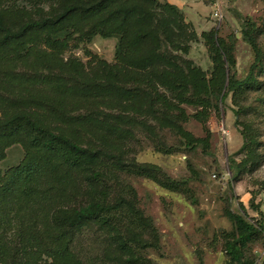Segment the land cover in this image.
<instances>
[{
  "label": "trees",
  "instance_id": "trees-1",
  "mask_svg": "<svg viewBox=\"0 0 264 264\" xmlns=\"http://www.w3.org/2000/svg\"><path fill=\"white\" fill-rule=\"evenodd\" d=\"M247 29L254 63L237 79L229 72L231 48L215 32L203 34L210 75L169 53L188 54L197 40L169 3L0 0V163L13 146L24 152L19 165L0 168V264H85L91 232L106 244L108 260L142 261L144 233L154 228L132 186L118 189V172L169 189L180 185L155 165L126 162L124 145L141 130L154 136L156 128L177 133L187 148L206 145L209 136L196 138L185 129V106L199 108L191 118L204 124L230 93L239 116L241 94L256 87L255 70L264 68ZM63 31L70 32L55 39ZM96 36L117 38L114 64L98 56L86 64L72 56L65 60L73 43L88 44ZM242 135V150L250 149L247 163L254 143L250 134ZM228 216L237 234L225 243L226 264H255L246 250L264 234V223Z\"/></svg>",
  "mask_w": 264,
  "mask_h": 264
},
{
  "label": "rangeland",
  "instance_id": "rangeland-1",
  "mask_svg": "<svg viewBox=\"0 0 264 264\" xmlns=\"http://www.w3.org/2000/svg\"><path fill=\"white\" fill-rule=\"evenodd\" d=\"M156 1L176 6L189 31L197 36L190 43L188 54L175 49H168L169 53L191 61L208 75L213 62L203 37L205 33L215 32L217 38L229 45L234 61L229 72L237 79L245 78L254 63V54L244 39L247 28L256 37L264 60V0ZM216 1L222 10L221 21L213 16ZM69 32H60L55 39H63ZM117 41L96 36L88 44L73 43L64 58L77 57L86 64L92 56H98L114 64ZM255 77L256 87L244 89L241 94L239 116L235 115L239 107L232 93L224 103H219L218 109L209 111L204 124L191 118L199 108L185 106L190 116L185 129L196 138L209 136L206 145L187 148L177 133L158 128L154 136L141 130L124 145L126 162L155 165L180 185L169 189L149 178L118 172V189L125 183L132 186L138 207L154 228L144 233L148 244L140 246L142 261L138 264H226L229 257L225 243L237 234L228 212L251 223H264V68L256 69ZM242 132L250 134L254 143L253 159L247 163L244 162L250 149L242 150ZM23 157L21 146L11 147L7 159L0 163L1 170L19 165ZM89 236L92 239L85 246L89 253L82 258L85 264H123L104 256L106 244L101 242V236L92 232ZM80 246L79 243L78 250ZM246 254L255 264H264V234L249 243Z\"/></svg>",
  "mask_w": 264,
  "mask_h": 264
},
{
  "label": "built area",
  "instance_id": "built-area-1",
  "mask_svg": "<svg viewBox=\"0 0 264 264\" xmlns=\"http://www.w3.org/2000/svg\"><path fill=\"white\" fill-rule=\"evenodd\" d=\"M182 1L186 2L189 0H182ZM213 16L216 20H219V21H221L223 19L222 10L219 6L218 1H216V3L214 4Z\"/></svg>",
  "mask_w": 264,
  "mask_h": 264
},
{
  "label": "crops",
  "instance_id": "crops-1",
  "mask_svg": "<svg viewBox=\"0 0 264 264\" xmlns=\"http://www.w3.org/2000/svg\"><path fill=\"white\" fill-rule=\"evenodd\" d=\"M170 1H172V2H177L178 0H170Z\"/></svg>",
  "mask_w": 264,
  "mask_h": 264
}]
</instances>
